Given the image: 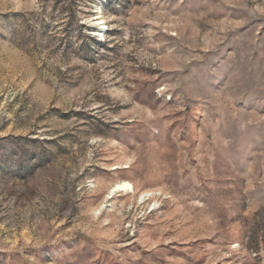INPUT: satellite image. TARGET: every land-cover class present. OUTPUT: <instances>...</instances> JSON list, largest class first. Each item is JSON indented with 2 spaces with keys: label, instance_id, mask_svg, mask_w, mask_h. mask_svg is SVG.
Here are the masks:
<instances>
[{
  "label": "rangeland",
  "instance_id": "1",
  "mask_svg": "<svg viewBox=\"0 0 264 264\" xmlns=\"http://www.w3.org/2000/svg\"><path fill=\"white\" fill-rule=\"evenodd\" d=\"M0 264H264V0H0Z\"/></svg>",
  "mask_w": 264,
  "mask_h": 264
},
{
  "label": "bare ground",
  "instance_id": "2",
  "mask_svg": "<svg viewBox=\"0 0 264 264\" xmlns=\"http://www.w3.org/2000/svg\"><path fill=\"white\" fill-rule=\"evenodd\" d=\"M119 190L120 191L122 190V191L129 193V192H132L134 190V186L131 182L124 181V182L117 184L111 193H114V192L119 191ZM147 194H148V192L146 191L145 193L142 194V196L144 195L143 197H146Z\"/></svg>",
  "mask_w": 264,
  "mask_h": 264
}]
</instances>
